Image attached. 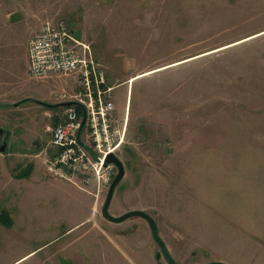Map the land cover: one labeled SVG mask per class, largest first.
<instances>
[{"label":"rangeland","instance_id":"rangeland-1","mask_svg":"<svg viewBox=\"0 0 264 264\" xmlns=\"http://www.w3.org/2000/svg\"><path fill=\"white\" fill-rule=\"evenodd\" d=\"M59 20L129 121L112 216L151 215L178 264H264V0H0V69L28 96L0 110V264H168L147 221L104 219L107 195L93 215L92 196L46 173L74 84L32 80L26 48Z\"/></svg>","mask_w":264,"mask_h":264},{"label":"built area","instance_id":"built-area-1","mask_svg":"<svg viewBox=\"0 0 264 264\" xmlns=\"http://www.w3.org/2000/svg\"><path fill=\"white\" fill-rule=\"evenodd\" d=\"M65 20L48 21L28 43L30 78L67 77L73 92L58 95L62 112L43 158L46 173L68 180L93 197V215L118 173L106 164L122 151L128 138V118H119L104 66L90 45L75 35ZM85 120V121H84Z\"/></svg>","mask_w":264,"mask_h":264},{"label":"water","instance_id":"water-1","mask_svg":"<svg viewBox=\"0 0 264 264\" xmlns=\"http://www.w3.org/2000/svg\"><path fill=\"white\" fill-rule=\"evenodd\" d=\"M85 121V120H84ZM0 136H2V143L0 144V153H5L7 151L8 148V140L10 137V133L8 131L3 130L2 128H0ZM106 164H114L115 167H117L118 169V173L116 175V177L113 179V183L111 185V187L109 188V191H107V197L105 200V203H103V208H102V217L112 223L115 224H119V223H123L133 217H140L142 219H144L145 221L148 222V227H150L151 232H152V236L153 239L155 240V242L159 245L160 247V251H162V254L164 256V258L166 259L168 264H178L177 262H174V259L170 256L169 252L167 251V246L165 244V242L163 241V239H160V235H159V230H158V225L155 221V219L151 216V215H147L146 212L141 211V210H133V211H129L127 213H125L124 215H120L119 217H115L112 216V214L110 213V207H111V203L113 201L114 198V194L117 189V187L119 186V184L121 183V181L123 180V178L125 177L126 174V170L124 167L123 162L120 160L119 157H117L116 155L110 154L107 158ZM205 264H225L223 262H210V263H205Z\"/></svg>","mask_w":264,"mask_h":264},{"label":"crops","instance_id":"crops-1","mask_svg":"<svg viewBox=\"0 0 264 264\" xmlns=\"http://www.w3.org/2000/svg\"><path fill=\"white\" fill-rule=\"evenodd\" d=\"M2 19L4 20V18L2 17ZM1 26H3V23H2V20H1ZM7 29H9V27L10 26H8L7 24L6 25H4ZM35 32H32V34H30V35H33ZM29 35V36H30ZM29 41V40H28ZM29 43V42H28ZM27 49V48H26ZM26 52H28V49H27V51ZM26 59L27 60H25V61H27V67H29V57H28V53L26 54ZM2 57L0 56V63L1 64H3L2 62ZM7 68V71L6 72H4L2 69H0V110H2L3 108H8L9 109V107L11 106V105H9V104H11V103H13L12 101H11V99L10 98H17L18 97V95H23L24 97L23 98H26V97H28L27 96V94H25V92H20V91H18V90H15V87H17L18 89H19V83H15V82H12V80L10 79V75L8 74L9 72H10V70H9V68L8 67H6ZM18 85V86H17ZM11 88H13L14 90H11ZM20 90V89H19ZM20 93H22V94H20ZM28 99V98H27ZM27 99H25V100H27ZM11 101V102H10ZM9 106V107H8ZM62 112V111H61ZM60 112V113H61ZM59 113V114H60ZM58 114V115H59ZM58 115H57V117L55 118V119H57L58 120ZM56 120V121H57ZM0 156H3V158H5L7 155L5 154V153H0ZM8 168L9 167H7L6 168V172L9 174V170H8ZM20 167H17L16 169H19ZM4 171V169H2V172ZM64 188V187H63ZM65 188H67V187H65ZM93 204H94V201L92 202ZM92 205H91V201L89 200V202H88V204L86 205V216H84L83 217V219L82 218H80L77 222H76V227L77 226H80V225H83L84 223H86V221H88L89 220V217L88 216H90V212H89V210H90V207H91Z\"/></svg>","mask_w":264,"mask_h":264},{"label":"trees","instance_id":"trees-1","mask_svg":"<svg viewBox=\"0 0 264 264\" xmlns=\"http://www.w3.org/2000/svg\"><path fill=\"white\" fill-rule=\"evenodd\" d=\"M25 101H26V102H27V101L29 102V100H28V99H27V100H25ZM56 120H57V119H55V120H54V121H55V124H54L55 126L57 125V122H58V121H56ZM16 176H17V178H19V174H18V175H16Z\"/></svg>","mask_w":264,"mask_h":264},{"label":"flooded vegetation","instance_id":"flooded-vegetation-1","mask_svg":"<svg viewBox=\"0 0 264 264\" xmlns=\"http://www.w3.org/2000/svg\"><path fill=\"white\" fill-rule=\"evenodd\" d=\"M1 128V127H0ZM3 129V128H2ZM3 130H5V129H3ZM6 131V130H5ZM9 139H10V137H9ZM2 143V136H0V144Z\"/></svg>","mask_w":264,"mask_h":264}]
</instances>
